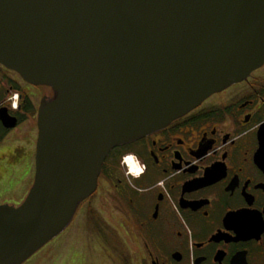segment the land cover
<instances>
[{
    "label": "water",
    "instance_id": "1",
    "mask_svg": "<svg viewBox=\"0 0 264 264\" xmlns=\"http://www.w3.org/2000/svg\"><path fill=\"white\" fill-rule=\"evenodd\" d=\"M0 62L52 95L34 179L0 204V264L59 235L110 151L264 63V0H0Z\"/></svg>",
    "mask_w": 264,
    "mask_h": 264
},
{
    "label": "flooded vegetation",
    "instance_id": "2",
    "mask_svg": "<svg viewBox=\"0 0 264 264\" xmlns=\"http://www.w3.org/2000/svg\"><path fill=\"white\" fill-rule=\"evenodd\" d=\"M51 95L0 62V190L35 162ZM69 225L72 243L29 264H264V63L113 148Z\"/></svg>",
    "mask_w": 264,
    "mask_h": 264
},
{
    "label": "rangeland",
    "instance_id": "3",
    "mask_svg": "<svg viewBox=\"0 0 264 264\" xmlns=\"http://www.w3.org/2000/svg\"><path fill=\"white\" fill-rule=\"evenodd\" d=\"M34 179V162H26L22 166L21 173H18L14 178L8 179L6 187L0 190V204H10V205H19L26 198L29 189L33 183ZM14 185V186H13ZM11 186H13L11 188ZM70 225L62 231L59 235L54 237L52 240L43 245L40 249H38L33 255H31L27 260H25L22 264H29L31 260H33L36 256H45L50 252H53L58 244H70L72 243V239L69 238V230ZM69 242V243H68ZM67 245L65 247H67ZM111 260V262H109ZM115 260L117 259L112 255L108 254L103 257V261L107 264H115ZM70 264H77L74 262Z\"/></svg>",
    "mask_w": 264,
    "mask_h": 264
}]
</instances>
